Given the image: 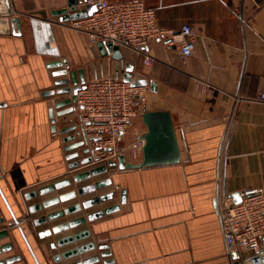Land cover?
<instances>
[{
    "label": "crops",
    "instance_id": "obj_1",
    "mask_svg": "<svg viewBox=\"0 0 264 264\" xmlns=\"http://www.w3.org/2000/svg\"><path fill=\"white\" fill-rule=\"evenodd\" d=\"M78 1L77 10L87 6ZM142 1L154 11L158 27L178 31L187 24L194 29L190 58L181 59L174 45L155 40L140 52L119 47L121 63L102 56L84 33L52 16L67 0H8L11 15L6 20H20V35H12L10 24L7 33L0 27V188L20 218L28 215V206L55 195L25 202V194L95 167L68 169L73 161L66 160L64 148L81 138L61 131L78 123V114L55 116L74 104L54 108L68 95H47L61 88L54 85L58 78L53 72L64 70L48 68L51 62H65L68 72H75L77 80L83 76L85 84L122 78L128 65L134 79L156 86L155 92L142 87L144 98L136 105L141 113L120 134L119 144L129 145L145 134L143 112H168L181 161L136 170L109 168L78 183L80 188L111 179V186L83 200L112 191L116 198L88 213L119 204L120 191L126 192L118 211L87 225L92 239L108 247L113 264H242L243 254L226 251L213 201L219 206L231 195L264 188V99H259L264 89V7L252 0ZM145 57L152 59L151 66L143 64ZM70 135L74 141L63 143ZM49 226H22L38 264H48L44 243L51 239L38 241L36 235ZM25 251L29 264H35Z\"/></svg>",
    "mask_w": 264,
    "mask_h": 264
},
{
    "label": "water",
    "instance_id": "obj_2",
    "mask_svg": "<svg viewBox=\"0 0 264 264\" xmlns=\"http://www.w3.org/2000/svg\"><path fill=\"white\" fill-rule=\"evenodd\" d=\"M79 4H82V2H79L78 0H67L65 8L53 11L52 16H57L60 22H68L91 16L97 10L96 5H89L82 10H77V6ZM10 15V6L8 0H0L1 29L4 28V33H7V25L10 24L12 28V35L19 36L20 20L18 18H11L9 21L6 20ZM96 47L102 56L110 55L112 59L122 63V55L119 47L113 46L110 43L102 42H98ZM60 67H64V70L53 72L52 76L58 78V80L54 82V85L61 86V88L51 91L47 95H68V98L56 103L54 105L55 109L74 104L77 92L85 88L83 76L79 75V80H77L75 72H68V67L65 62L58 60L51 62L48 65V68ZM122 80L126 83H129L132 87L142 88L149 86L150 90L155 92V82H148L146 79L142 78L134 79L132 76V69L128 65L125 66V72L122 75ZM75 112V107L71 106L61 112H57L55 116L59 117ZM49 117L52 124L51 131H55L53 109L49 110ZM77 121L78 123L61 131L62 134L74 132L76 137L79 136L81 138V140L77 142H72L74 141L75 136L70 135L63 140V143L72 142L71 144H67V146L64 148V152L68 153L66 160L73 161L68 165L69 170H75L81 166L93 162L94 160L90 154L96 150H90L87 147L89 140L86 138L85 127L91 125V123H82L79 115L77 116ZM141 121L146 128V132L141 137V139L144 141V146L141 150V161L139 163H126L124 158L119 156L114 162L109 161L105 165L96 166L74 175H69L63 180L39 188L36 191H31L23 196V200L27 202L32 199H38L55 193L54 196L43 200H38V202L26 208L29 216L35 213H42L41 216L31 220V229L32 227L35 229L48 223L52 224V226L41 230L36 235L38 241L51 239L44 243L46 245V252L49 256L48 264H113V261L110 259V253L107 250L108 247L105 244H97L92 239L91 231L87 225L97 219L118 211L120 205H123L126 202V192L124 190L120 191L118 197L119 204L88 213V211L93 207L115 199L116 194L114 191H112L96 198L83 200L84 196L109 187L111 186L112 182L110 178H106L80 188L75 187L78 183L102 174H106L109 168L116 167L120 171L136 170L142 168L175 165L181 161V152L175 137L170 114L164 111H147L141 114ZM91 141H96V139L93 138ZM82 155H85L86 157L80 158ZM60 190H66V192H63L62 194H56ZM115 190H118V187H116ZM229 197L234 203H238L240 201V195L238 194L231 195ZM0 199L6 207L10 218L12 219V211L8 207V202L5 199L1 188ZM213 206L215 208L218 207L217 199L213 201ZM0 216V224L6 223V219L1 210ZM6 228L0 230V241L9 237L11 234V229H9V227L7 229ZM17 230L22 240H24L29 252L31 253L34 263L38 264L36 257L34 256L28 242L23 235L22 230L19 227ZM67 231H70V233L63 236V234ZM14 236L16 237V235ZM11 247L12 246L10 244L1 245L0 254L8 252ZM60 249L64 250L55 252L56 250ZM54 252L55 254H52ZM92 252H94V254L87 255L88 253ZM21 260V255L12 257L10 256L0 260V264H14Z\"/></svg>",
    "mask_w": 264,
    "mask_h": 264
},
{
    "label": "built area",
    "instance_id": "obj_3",
    "mask_svg": "<svg viewBox=\"0 0 264 264\" xmlns=\"http://www.w3.org/2000/svg\"><path fill=\"white\" fill-rule=\"evenodd\" d=\"M252 1L257 8L264 7V0ZM84 3L96 5V12L68 21V28L84 33L90 46L102 42L117 47L126 45L140 52L149 42L157 40L174 45L181 59L192 56L197 37L194 29L187 24L178 31L158 27L154 11L142 0H84ZM143 64L151 66L152 59L145 57ZM143 89L130 86L120 77H102L86 83L77 92L76 112L82 123H91L85 127L87 147L96 149L90 154L94 161L82 167L105 165L119 156L130 164L141 161L144 141L136 138L131 144L121 146L119 137L141 113L136 105L142 99ZM259 99H264V89ZM93 138L96 141H91ZM217 212L226 251L243 254L242 264H264V188L244 190L238 203L227 197Z\"/></svg>",
    "mask_w": 264,
    "mask_h": 264
},
{
    "label": "flooded vegetation",
    "instance_id": "obj_4",
    "mask_svg": "<svg viewBox=\"0 0 264 264\" xmlns=\"http://www.w3.org/2000/svg\"><path fill=\"white\" fill-rule=\"evenodd\" d=\"M4 195V194H3ZM5 197V196H4ZM6 199V198H5ZM7 200V199H6ZM8 202V201H7ZM8 207L10 208V210L12 211L11 209V206L8 202ZM0 210L2 211L5 219H6V223L4 224H0V230L4 229V228H8L11 229V234L9 235V237L5 238V239H2L0 241V246L1 245H4V244H10L12 247L11 249L8 251V252H5V253H1L0 254V260L4 259V258H7V257H12V256H17V255H21L22 256V260L17 262V263H14V264H29V258L28 256L26 255V251L28 252L29 254V257L33 260L32 256H31V253L29 252L28 248L26 247L25 243H24V240H22L21 236L19 235L18 233V230L17 228L19 227L22 232H23V235L26 239V241L28 242V239H27V234L25 233V231L23 230V227L26 226V228H30V223H31V220L32 218L29 216V215H23L21 216L20 218H16L15 217V214L12 212V219L10 218L9 214H7V209L6 207L4 206L3 202L1 201L0 199ZM7 212V213H6ZM1 217V216H0ZM23 226V227H22ZM6 228V229H7ZM16 235V237L14 236ZM21 239V244H20V241L18 240ZM24 244V246L22 245ZM29 244V243H28ZM30 246V245H29ZM23 247V248H22ZM31 248V246H30ZM32 250V248H31ZM33 252V251H32ZM34 254V253H33Z\"/></svg>",
    "mask_w": 264,
    "mask_h": 264
},
{
    "label": "rangeland",
    "instance_id": "obj_5",
    "mask_svg": "<svg viewBox=\"0 0 264 264\" xmlns=\"http://www.w3.org/2000/svg\"><path fill=\"white\" fill-rule=\"evenodd\" d=\"M144 98V93H143V95H142V99ZM119 145H121V146H125V145H127V144H125L123 141L122 142H120V144ZM138 163V162H137Z\"/></svg>",
    "mask_w": 264,
    "mask_h": 264
}]
</instances>
